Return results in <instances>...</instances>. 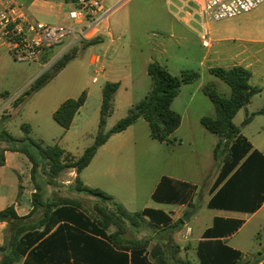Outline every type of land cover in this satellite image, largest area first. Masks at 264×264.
Segmentation results:
<instances>
[{
  "label": "crops",
  "instance_id": "1",
  "mask_svg": "<svg viewBox=\"0 0 264 264\" xmlns=\"http://www.w3.org/2000/svg\"><path fill=\"white\" fill-rule=\"evenodd\" d=\"M56 1L57 3L51 4L49 0H44L43 2L35 0L27 8L29 13L36 19L45 9L49 12H53L54 8H56L59 14L58 23H67L66 15L71 9V4L67 0ZM68 7H70V9L66 11ZM243 16H250V18L244 21L239 20ZM220 22L227 23L223 28L217 31L216 35H211V24L208 26L212 45L207 48L209 52L205 56V59L214 62L216 67L232 68L235 66H243L249 69L252 73L251 85L261 88V92L255 95L251 103L245 108L247 115L255 114L252 121L246 125V129L254 124L256 117L264 115V103L262 102L264 101V4L248 14ZM104 39L105 37L101 38V43ZM87 51H91L92 53L90 57L91 64L100 65L96 72L98 74L105 72V63L109 57L108 50L105 51L102 56L97 53L95 45L89 47ZM150 62H152V60L145 61L144 67L140 70V78H136L135 74L129 70L126 71L123 77H120V79L115 82H111L120 83V88L115 95L113 106L116 105L117 97L120 92H124L123 99L125 100L124 105H126L127 110H130L135 104L139 103L148 95L149 88H151L152 85L151 80L150 85L148 80V78H150L148 75V65ZM111 63H114V59L111 60ZM211 68L212 67H209V70ZM218 79L219 78L213 80L216 90L220 88L222 92L220 94L229 97L231 95L230 87L226 83L224 84L222 80ZM98 82V79L95 78L94 83ZM193 88L195 90L191 91ZM206 88L207 87L201 83V77L197 82L182 87L180 95L184 91H188V100L186 101L185 107L187 113L194 104L195 95L198 96L202 94L203 97L208 98L204 91ZM135 94H139L140 97L139 101L134 104L131 100ZM89 99L90 93L87 94L85 105H87ZM102 100L103 87L101 88V105ZM65 101L57 105L53 112ZM258 101H261V103ZM256 102H258L259 105L255 106ZM198 104L200 107H204L202 102L199 101ZM85 105L76 115L70 129L76 125L78 117L81 116ZM210 112V117L215 118L216 109L214 105L210 108ZM181 116L182 124L176 133L181 129L184 122V117L182 114ZM203 117L207 116L200 115L198 118L199 123H201ZM9 123L10 121L4 125L6 130ZM190 129L192 133L198 131V128L195 127H191ZM204 131H207L204 133H209L207 135H210L208 136L209 144L208 151L206 152L207 160L200 163L197 159L201 158L204 154L199 151V149L202 148V144H198V138L191 136L188 139L190 144H185L184 139L179 140L175 133L174 137L176 138V142L171 144L159 142L151 137L148 123L140 119L127 130L113 135L108 142L98 150L90 165L86 167L79 176L74 169H69L71 170L70 175H72L73 178L72 180L64 182V184L69 185L66 189L73 190L77 193H73L75 197L72 199L74 200L81 201L80 198L84 199L85 197L95 200L91 196H87L75 190V181L78 176L85 186L104 190L123 204L130 213L142 212L145 209L165 212L171 219V222L168 225H163L161 229H157L156 231H153L150 227L140 230L132 229L137 233L147 231L144 233V236L146 235L145 239H151L152 245L156 243L164 244L169 250L167 258H170V264H186V262H190L191 264H202L200 249L203 255H207L208 249H213L215 253L219 254L225 252L229 253L224 247L240 254L238 259L234 258L233 264H264V244L261 243V248L255 253H249L231 244L232 239L244 229L248 222L264 211V200L261 202L260 199L261 196H264V193H253L251 199H248L247 190H244L245 193L243 192L241 194L230 193L223 195L219 194V196H217L231 175L228 176L223 183L217 187L215 186L220 175L221 165L214 158V149L219 143L220 137L211 134L206 129ZM261 131H258L259 143L252 141L243 131L242 134L252 144V152L258 151L264 157V135L261 134ZM85 134L88 133L86 132ZM96 135H90L94 141ZM92 145L93 144L86 145L81 153L76 154L61 148L64 149L66 153L71 154L75 159H78L83 155L84 151ZM187 149L192 152L189 154L186 151ZM10 152L11 151H7L5 153L6 163L4 166H0L1 168H6L8 166V155ZM11 153L18 154L19 157L25 156L19 152ZM189 155L194 157V162L192 164L188 162V159H190ZM20 162H22V165L13 169L14 178L12 181L8 180L5 175L0 174V211L13 207L17 215L20 218H24L33 210L32 197L33 194L36 193V189L31 179V163L28 161L25 162L24 157ZM24 166L30 171L29 181L31 179L33 189L26 187L27 177L24 176L26 173V167L24 168ZM41 178L46 181L48 180L47 175ZM163 178H168L172 181L174 192L179 199L176 203H158L154 200L153 195ZM189 180H196L197 183H190ZM200 192L204 195L205 206L211 215L210 221L204 223L202 227L196 228L192 226V218H196L197 216V208L194 209L193 207V213L190 219L187 222L183 220L184 224L179 228L180 230H168L170 226L175 225L180 219H183L184 216L187 215V213L186 215L182 213L183 211L181 208L186 207L187 203L194 204ZM47 196L51 201L60 198L53 196L49 191ZM218 197L220 200L223 199L227 202H231L235 206L224 207L216 205L210 207L209 204L216 201ZM158 205H167L170 206V209L162 210L160 207H157ZM249 207H257V209L253 211L248 209ZM14 222L15 220H11L8 223H0V240H2L1 236L6 228L9 229L10 235H12L14 230L12 224ZM237 222H240V225H237ZM111 228L106 231V235L109 236L116 231L110 232ZM9 239L10 237L7 240ZM129 239L144 238L138 236ZM7 240L3 242L0 241V245H3ZM207 244H210V246H207ZM176 246H180V251L175 255L174 251L177 250ZM149 253L148 251L147 257H149ZM116 254L127 255L130 258L132 253L130 250L117 248L114 244L110 243L108 237L105 238L102 235L84 230L71 223L61 222L50 233L41 238L32 249L23 256L19 264H117L118 258Z\"/></svg>",
  "mask_w": 264,
  "mask_h": 264
},
{
  "label": "trees",
  "instance_id": "2",
  "mask_svg": "<svg viewBox=\"0 0 264 264\" xmlns=\"http://www.w3.org/2000/svg\"><path fill=\"white\" fill-rule=\"evenodd\" d=\"M83 43L82 51H85L89 47L101 43V38L83 41ZM78 56V48H73L72 51L65 53L54 65L53 72H45L38 77L30 88L13 102L12 107L23 106ZM209 71L231 89L229 97L209 87L204 90L216 109V117H203L201 124L211 134L220 137V141L214 149V158L221 165L220 175L215 186L217 187L223 183L231 175L217 196L230 193L241 194L244 190H247L248 199H251L253 193H264V157L258 151L252 152V144L242 134L241 128L234 123V119L242 109L251 103L253 97L261 92V88L251 85L252 73L243 66L232 68L214 67ZM148 75L152 83L148 95L135 104L129 110L127 116L119 120L109 131H106L107 121L113 112V102L120 88V83L108 82L104 85L98 133L93 145L88 147L78 159L66 153L58 145L44 147L41 142L32 139L29 124L21 125L25 135L23 138L16 140L4 127L12 116L9 114L1 117L0 144H7L0 145V166H4L6 163L5 153L7 151L24 154L32 166L31 179L36 193L32 197L33 210L28 216L20 218L13 207L0 211V223L15 220L12 224L14 230L10 239L0 245V264H19L23 256L61 222L71 223L105 238L108 237L110 243L117 248L130 250L132 253L130 258L127 255L116 254L117 264H170V258H167L169 250L164 244L156 243L152 245L151 239H129L127 237L130 228L140 230L150 227L153 231H156L161 229L163 225H168L171 219L165 212L145 209L142 212L130 213L113 196L100 188L85 186L78 177L90 165L98 150L113 135L127 130L140 119L148 123L150 135L154 140L169 144L176 142L174 134L182 124V116L172 109V105L179 96L182 87L197 82L201 75L195 71H188L176 76L157 61L149 63ZM86 100V92H83L77 99L66 100L54 112V120L61 127L69 130ZM254 115H247L243 125L249 124ZM41 168L44 169L45 174L51 180L57 179L69 169H74L78 175L75 181V190L87 196L95 197L107 205H95L91 211H87L79 200L60 197L51 201L47 196L46 189L51 184V180H38ZM153 198L158 203L166 204L179 201L177 194L174 192L172 181L168 178L162 179ZM260 199L263 202L264 196H261ZM209 205L210 207L216 205L235 206L231 202L220 200L219 197ZM257 207H249L248 209L255 211ZM183 224V219H180L168 230H180L179 228ZM238 224L240 225V222H237ZM111 227H115L116 231L108 236L106 231ZM207 246H210V244H207ZM176 249L174 251L175 255L179 253L180 246H176ZM224 249L229 253L219 254L215 253L213 249H208L207 255H203L200 249L201 263L233 264L234 258H239L240 254L238 252L227 247H224ZM148 251L150 252L149 257H147ZM186 264L191 263L186 262Z\"/></svg>",
  "mask_w": 264,
  "mask_h": 264
},
{
  "label": "rangeland",
  "instance_id": "3",
  "mask_svg": "<svg viewBox=\"0 0 264 264\" xmlns=\"http://www.w3.org/2000/svg\"><path fill=\"white\" fill-rule=\"evenodd\" d=\"M26 8L35 0H16ZM43 2L44 0H39ZM51 4L57 3L56 0H49ZM104 9L110 10L108 25L112 32L111 36H105L102 43L96 46L97 53L103 55L108 50L109 57L106 61V71L97 73L100 65H92L90 57L91 51H82L83 41L70 43L65 40L63 43L56 45L40 63H24L16 61L10 54L2 52L0 54V119L3 115H11L10 123L7 130L10 134L20 139L24 137L21 125L28 123L32 126L30 136L35 141L41 142L44 147L59 145L67 149L68 152L81 153L86 145L93 144L94 136L98 132L101 107V88L107 82H115L131 70L136 78H140V70L145 65L146 60L157 61L165 66L170 73L180 76L183 72L195 71L201 75V83L205 87L216 89L213 80L217 78L210 74L209 67H216L211 60H206L205 56L209 50L202 45V40L197 32L184 22L177 20L175 17L176 9L169 4V0H103ZM70 7L66 9L68 11ZM252 16V15H250ZM250 16H243L239 20H249ZM58 9L54 8L53 12L47 9L37 16L39 21L47 24L58 23ZM227 22H214L211 24V35H216L217 31L223 28ZM103 38V37H101ZM79 49V56L44 88L35 93L23 106L13 108V102L30 86L35 80L45 72H53L54 65L63 55L73 50ZM114 59V63L111 60ZM103 61V60H102ZM128 68V69H127ZM98 83H94V79ZM149 85H150V78ZM219 80V79H218ZM225 84V83H224ZM227 86V85H226ZM195 88V87H194ZM191 89L194 91L195 89ZM151 89V88H149ZM150 91V90H149ZM222 93L220 88L216 90ZM83 92L90 93V99L82 110L81 116L78 117L76 125L69 131L61 127L53 118V111L61 102L66 99H77ZM187 92L184 91L177 97L174 102L173 110L182 114L184 122L181 129L176 133L178 139H184L185 144H190L189 138L195 136L198 144H202L199 151L204 154L197 159L200 163L207 160L206 152L208 151L209 133H204V127L199 123L200 115L210 117V108L213 103L202 94L195 95V101L191 110L187 113L185 110L186 101L188 100ZM139 94H135L133 103L139 101ZM124 92H120L117 97L116 105L113 106V112L108 118L106 131H109L119 120L127 116V110L124 105ZM263 100V99H262ZM202 102L204 107H200L198 102ZM261 103V101H258ZM256 102V105L259 103ZM264 103V101H262ZM199 107V108H198ZM264 107V106H263ZM251 115V114H250ZM14 116V117H13ZM247 117L246 109H242L236 116L234 123L240 127L252 141L259 143L258 131L264 135V115L256 117L255 122L249 128L243 123ZM198 128L197 132H190V128ZM193 130V129H192ZM88 134H85V133ZM205 134V135H204ZM7 143L0 144L1 146ZM196 144V143H195ZM261 145V144H256ZM189 154L191 150H186ZM189 163L194 162V157L189 155ZM25 162H29L27 157L23 156ZM23 157L11 153L8 155V166L0 167V174L5 175L8 180H13V169L22 165L20 162ZM26 166H24L25 168ZM27 177L26 187L33 189V184L29 175L30 171L25 168ZM38 180L46 177L43 168L40 169ZM71 170L62 173L57 179L51 180V184L46 187L55 197L74 198L75 191L66 189L64 182L72 180ZM190 183H197L196 180H189ZM74 193V194H73ZM85 196V195H84ZM80 198L85 210L91 211L95 205H107L97 198L92 197ZM204 195L200 192L195 203H187L186 207L181 208L186 215L192 214L193 207L197 208L196 218H192L191 225L202 227L210 221L211 215L205 206ZM162 210L170 209L167 205H158ZM116 230L112 227L110 232ZM147 232V231H146ZM145 231L137 233L130 228L128 238L143 237ZM11 237L9 229L3 231L0 240L3 242ZM264 244V211L257 217L251 219L244 229L236 235L231 244L247 251L255 253L260 249V244ZM263 251V250H262Z\"/></svg>",
  "mask_w": 264,
  "mask_h": 264
},
{
  "label": "built area",
  "instance_id": "4",
  "mask_svg": "<svg viewBox=\"0 0 264 264\" xmlns=\"http://www.w3.org/2000/svg\"><path fill=\"white\" fill-rule=\"evenodd\" d=\"M67 23L47 24L32 16L28 8L16 0H0V54L6 52L16 61L40 63L49 51L70 43L110 36V10L103 0H69ZM176 9L177 20L197 32L203 46L212 45L208 26L248 14L264 0H169Z\"/></svg>",
  "mask_w": 264,
  "mask_h": 264
},
{
  "label": "water",
  "instance_id": "5",
  "mask_svg": "<svg viewBox=\"0 0 264 264\" xmlns=\"http://www.w3.org/2000/svg\"><path fill=\"white\" fill-rule=\"evenodd\" d=\"M190 216L191 214H187L186 216H184L183 220L187 222L190 219Z\"/></svg>",
  "mask_w": 264,
  "mask_h": 264
}]
</instances>
